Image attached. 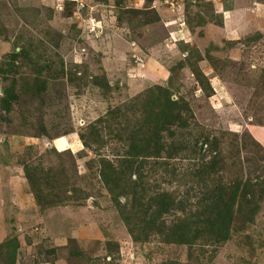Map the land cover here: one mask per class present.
<instances>
[{"label": "rangeland", "instance_id": "1", "mask_svg": "<svg viewBox=\"0 0 264 264\" xmlns=\"http://www.w3.org/2000/svg\"><path fill=\"white\" fill-rule=\"evenodd\" d=\"M261 2L0 0V264H264V146L249 145L264 126V17L249 12ZM228 8L248 9L234 29L222 28ZM36 78V95L20 93ZM158 86L190 109L189 128L164 140L217 141L221 185L236 175L258 196L254 221L224 241L170 234L218 185L188 174L205 144L197 156L126 154ZM162 191L174 206L143 215Z\"/></svg>", "mask_w": 264, "mask_h": 264}, {"label": "trees", "instance_id": "2", "mask_svg": "<svg viewBox=\"0 0 264 264\" xmlns=\"http://www.w3.org/2000/svg\"><path fill=\"white\" fill-rule=\"evenodd\" d=\"M132 11L137 12L136 10ZM196 75L199 77V74ZM42 86L43 81L36 78L33 86L27 87L22 85L20 93L27 94L28 92H32L33 95H36L38 91L43 88ZM157 91V94L150 96L148 101H144L145 103H143L144 115L141 121L142 124L146 126V135H144L142 140H138L139 143L136 144L132 143L131 136L128 135L127 137H124V140H127V142L129 141L127 144H129L130 147L128 151H126V154L130 157L143 156L144 158L151 157L156 159L162 157V151L165 152L167 157H172L181 152H185L186 154L190 152L192 156H197L198 147L196 148V146L198 144V139H195V141L192 140L189 143L187 141H179L177 144L174 141L166 142L164 140V134L165 137L174 138L175 129L173 128L175 127L181 130H186L187 127L189 128L188 120L185 116H182V112L187 113L190 109L188 106H182L181 102L171 99L170 93L166 89L158 86ZM97 120L100 121L101 118H98ZM89 130L90 134L93 136L92 139H99L100 135L95 127H89ZM117 130L118 132L115 133L114 136L119 138L122 136L123 131H121L120 128H117ZM234 135H237L236 133H233L232 137L236 142L238 138L234 137ZM203 139L205 141H203L198 148L199 154L203 148V144L208 148L206 151L207 153L203 151L202 154L201 152V157L197 158L196 165L194 166L195 168L188 174L192 178H203L213 175L215 181L218 182V185L215 187L214 191H209L206 195V201H203V204L201 203V207L193 210V214H189L193 217H190L189 215L184 216L176 223V233L172 231L170 233L171 236H178L176 241L183 240L184 242H188L189 239L196 238L197 232H199L198 235L204 233L208 238H211L216 242L224 241L233 233V226L238 223L237 221L240 220V222L252 223L259 211L258 196L256 195L255 190H253V185L250 181L242 182L240 179L238 180L234 178L235 175L232 179L227 180L228 183L226 185H221L223 180L222 172L227 170L228 166L227 156L222 152H219L217 141H210L208 137H204ZM249 140V145L255 147L261 145L254 137H251ZM193 141L194 143H192ZM238 145L231 144V146L236 148L237 152L240 151L238 150ZM242 146H245L244 148H246L245 143ZM207 154H209V159L206 160L204 158ZM143 162L145 161L143 160L142 163ZM130 163L131 161H129L128 164L129 168L131 165ZM229 166H237V163H231ZM108 181L113 182L115 180L108 179ZM125 186V189L127 190L126 193L130 192L131 194V189L128 186V183H125ZM155 196L153 195V197L149 199L151 202L149 201V203L147 202L146 204L143 203V215H146L149 212V208L151 207L150 204L155 206V209L152 212L150 211L152 215H156L160 212L166 213L169 211L170 207L174 206L173 203L175 200L173 199L172 194L162 191L159 195ZM137 198L138 197L132 198V205L135 204L134 202ZM241 201L244 202V206L242 207L240 204ZM179 208L180 210H185L184 208L186 207L179 205ZM195 225H198L199 227H195ZM178 238L180 239L178 240Z\"/></svg>", "mask_w": 264, "mask_h": 264}, {"label": "crops", "instance_id": "3", "mask_svg": "<svg viewBox=\"0 0 264 264\" xmlns=\"http://www.w3.org/2000/svg\"><path fill=\"white\" fill-rule=\"evenodd\" d=\"M258 8V13H256L255 7L250 8L249 12L250 13H254V14H258L259 16H263L264 17V2L259 3L258 6H256ZM247 8H228V9H222L221 12V18H222V28L223 29H234V25L235 23L239 20L240 17H242L244 14H247ZM253 10V11H252ZM227 13L230 14V16H227ZM232 17V18H230ZM228 18H230L228 20ZM254 127V126H253ZM258 128H252L251 131L253 133L254 138L262 145L264 146V126L261 128V126H257ZM58 142H62L60 141V139H55L54 142L55 144H57ZM60 145H63V143H59Z\"/></svg>", "mask_w": 264, "mask_h": 264}]
</instances>
